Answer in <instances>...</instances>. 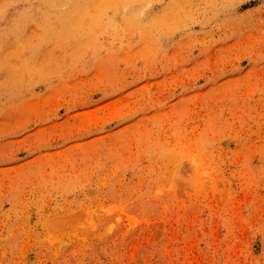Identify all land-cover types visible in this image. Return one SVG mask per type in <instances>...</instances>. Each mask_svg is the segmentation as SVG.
I'll return each instance as SVG.
<instances>
[{
	"label": "rangeland",
	"instance_id": "374dc122",
	"mask_svg": "<svg viewBox=\"0 0 264 264\" xmlns=\"http://www.w3.org/2000/svg\"><path fill=\"white\" fill-rule=\"evenodd\" d=\"M125 6L0 0V264H264V0Z\"/></svg>",
	"mask_w": 264,
	"mask_h": 264
},
{
	"label": "bare ground",
	"instance_id": "6f19581e",
	"mask_svg": "<svg viewBox=\"0 0 264 264\" xmlns=\"http://www.w3.org/2000/svg\"><path fill=\"white\" fill-rule=\"evenodd\" d=\"M1 10H3V8ZM92 16H94V14ZM95 23H97L96 20ZM30 28L31 25L24 24L17 20H4L0 22V77L5 74H29L35 67L34 65L37 64L35 62V59L39 54L37 51L39 46L33 41H28V42L26 41V38L28 36V31L30 30ZM120 29L121 28H119V30ZM138 31H141L140 32L141 37L149 33V31L144 32L142 29ZM88 45L89 43L87 44V43H79V42H61V43L49 42L45 44V47H46V52L52 54L59 49L63 51L62 53H70L86 48L88 47ZM50 59H51L50 61H55L56 58L51 57Z\"/></svg>",
	"mask_w": 264,
	"mask_h": 264
},
{
	"label": "clouds",
	"instance_id": "9594fccd",
	"mask_svg": "<svg viewBox=\"0 0 264 264\" xmlns=\"http://www.w3.org/2000/svg\"><path fill=\"white\" fill-rule=\"evenodd\" d=\"M131 2H134V0H121V4L125 11H127L128 8L125 5H129ZM140 15H143V12H141Z\"/></svg>",
	"mask_w": 264,
	"mask_h": 264
}]
</instances>
